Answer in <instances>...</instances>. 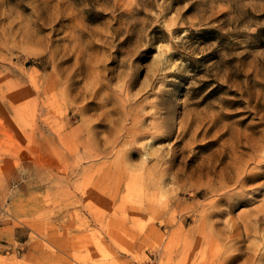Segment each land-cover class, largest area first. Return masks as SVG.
<instances>
[{
    "label": "rangeland",
    "instance_id": "obj_1",
    "mask_svg": "<svg viewBox=\"0 0 264 264\" xmlns=\"http://www.w3.org/2000/svg\"><path fill=\"white\" fill-rule=\"evenodd\" d=\"M0 264H264V0H0Z\"/></svg>",
    "mask_w": 264,
    "mask_h": 264
},
{
    "label": "bare ground",
    "instance_id": "obj_2",
    "mask_svg": "<svg viewBox=\"0 0 264 264\" xmlns=\"http://www.w3.org/2000/svg\"><path fill=\"white\" fill-rule=\"evenodd\" d=\"M239 171H237L236 173H239V172H241L242 170H244L242 167H239ZM240 178V180L244 183L245 181H248L250 178L249 177H246L245 175L244 176H242V177H239ZM233 180V179H232Z\"/></svg>",
    "mask_w": 264,
    "mask_h": 264
}]
</instances>
